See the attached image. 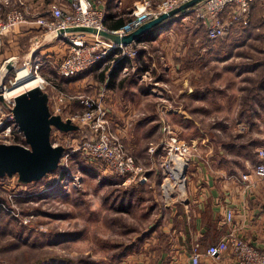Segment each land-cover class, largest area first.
Returning <instances> with one entry per match:
<instances>
[{
    "label": "rangeland",
    "instance_id": "obj_1",
    "mask_svg": "<svg viewBox=\"0 0 264 264\" xmlns=\"http://www.w3.org/2000/svg\"><path fill=\"white\" fill-rule=\"evenodd\" d=\"M42 6L44 9L34 8L35 11L45 13L50 5ZM139 6L138 3L132 9L137 13L129 17L128 27L150 16L149 10L140 14ZM15 10H23L17 0H0V20ZM263 15L264 6H254L246 26L248 36L236 35L239 31H234L228 38L212 41L207 38L200 20L192 14H182L166 25L163 32L132 45L134 56L111 59V63L136 60V67L125 73L135 81L137 91L146 90L150 97L149 102L147 98L145 102L139 99L140 111L135 114L122 112L124 116L119 124L123 126L118 134L112 128L114 121L110 113L106 117L110 131L139 169L140 181L119 179L103 163L82 151V143L92 137V132L78 117L90 108L86 105L84 111L67 112L64 105L74 100L81 104L86 100L102 104V100L84 95L83 88H68L57 73L60 63L53 71L40 66L37 71L43 81L40 90L52 95L53 107L55 102L58 104V98H64L61 112L53 111V116L76 127L75 134L70 137L56 126H50L51 145L61 147L63 154L57 166L40 174L39 179L28 181L17 171L0 173V264H162L164 226L172 211L185 210L187 204L186 195L164 200L161 192L163 141L173 133L192 148L186 192L198 164L207 169H213V165L224 169L242 168L247 162L252 167L258 161L259 149L254 150L257 144L252 126L256 105L255 99L250 101L249 96L252 82L261 80L264 74L260 71L246 76L245 94L235 101L227 95L234 76L226 72L224 62L231 56L234 65H264ZM38 31L44 37L39 28ZM4 51L1 45L0 68L6 61ZM18 53L19 58L14 60L16 71H10L4 79L8 88L23 65L33 62L30 58L24 59L27 51L23 46ZM30 66L34 74V67ZM94 75V79H100L101 74ZM124 81L112 83L111 89L119 96H128ZM93 82L92 90H96L100 83ZM154 84L158 88L156 94L150 92ZM256 100L264 103L261 98ZM251 102L253 106L249 108ZM234 105L236 111L232 110ZM179 111L183 113L181 117L172 116ZM147 113L150 114L147 116ZM141 124L149 133L140 132L137 141L124 144L123 134H131ZM14 126V134L0 133V145L32 150L17 123ZM164 126L171 134L164 132ZM217 158L220 161L214 162Z\"/></svg>",
    "mask_w": 264,
    "mask_h": 264
},
{
    "label": "built area",
    "instance_id": "obj_2",
    "mask_svg": "<svg viewBox=\"0 0 264 264\" xmlns=\"http://www.w3.org/2000/svg\"><path fill=\"white\" fill-rule=\"evenodd\" d=\"M17 1L23 7V10L11 11L4 20H0V41L14 27L23 24L36 25L44 33V37L63 38L67 44V52L57 69L58 75L62 78L78 76L109 57L118 59L120 55L129 58L134 56L132 45H116L97 33L89 35L82 31H71V29L81 28H92L96 31L106 30L104 26L105 12L101 7L100 0H69L67 5L53 3L45 10V13H37L24 1ZM190 1L192 0H163L154 11H151L149 1L140 0V6L137 9H142L140 14L147 10L151 11L150 16L145 20L148 21ZM254 1L264 3V0H202L186 10L184 14H192L200 20L207 38L214 41L226 38L238 25L247 26L250 5ZM132 12L133 15L137 13L134 10ZM145 21L114 33L124 35ZM30 64L33 65L35 71L32 74L39 76L37 71L41 66L40 62L27 61L23 67H28L31 71ZM9 65L12 66V70L6 69ZM10 71H16L13 58L7 59L0 68V133L5 136L15 133L12 130L15 129L14 125L16 124L13 114L15 98L24 94L15 95L13 98L4 96L5 90L13 88L18 81L16 77L14 81L9 82L11 87H7L4 79ZM157 89L156 84H154L150 92L156 94L158 93ZM99 98L102 100V104L86 100L83 104L90 109L82 117H78L81 123L92 132V137L82 143V151L93 160L103 163L118 178H125L127 182L142 180V178L138 179L140 171L134 164L133 159L125 154L122 144L110 131L106 119L107 110L103 106L102 96ZM63 100L62 96L57 99L58 104L54 107L55 114L61 112ZM164 132L171 134L170 129L166 126H164ZM162 151L165 152L161 186L164 200H171L175 196H187L185 188L188 179L187 171L193 161L191 146L179 140L172 133L163 141ZM257 158L258 162L251 168L250 173L242 174L239 177H229L239 182L244 190H248L253 186L250 179L252 174L264 181V147L257 151ZM233 218V211L227 210L224 221L232 225ZM226 254L231 257L230 262L227 264H264V242L260 247L255 246L244 236L239 235L237 228L232 225L224 237L205 252H201L199 245L195 244L191 248L190 264H202L206 260L220 261Z\"/></svg>",
    "mask_w": 264,
    "mask_h": 264
},
{
    "label": "crops",
    "instance_id": "obj_3",
    "mask_svg": "<svg viewBox=\"0 0 264 264\" xmlns=\"http://www.w3.org/2000/svg\"><path fill=\"white\" fill-rule=\"evenodd\" d=\"M22 1H24L25 4H28L34 11V8H36V11L44 9V6L42 5H51L53 3L67 5L69 2V0ZM147 1L150 3V10L154 11L163 0ZM100 2L101 7L105 12L104 26L106 30L110 32H118L125 30L130 23H126V25L119 30H111L109 25H111L118 17L131 18L133 16L132 9L136 4L140 3V0H100ZM259 4L264 6V3L261 1H254L251 3L249 19L251 18V9ZM39 5L41 7H39ZM262 19V23H264V15ZM245 28L247 27L241 25L236 26L226 38L230 37V35H234V31H239L236 35L248 36V28ZM39 33L38 27L34 24H23L14 27L0 41V46L4 45L5 47L4 57L6 60L10 58L17 60L19 58V48L23 46L24 51H27L24 59L30 58L33 62L39 61L41 67L43 69L47 68L48 71L55 70L66 55V41L63 38L53 39L43 37L40 36ZM111 61L112 60L108 59L101 61L78 76L61 78L68 88H83L84 92L82 93L84 95H90L96 99L102 96L103 104L114 121L112 128L118 134L120 133L119 128L123 126V123H119L121 117L124 116V113L135 114L137 110L140 111L139 101H144L147 98V102H149L148 99H150V97L146 93V90L142 92L137 91L135 81L132 80L129 74L125 73L129 68L136 67V60H122L113 63H111ZM230 62L231 65H229ZM232 63L233 58H231V56L230 60L228 58L224 62L226 72L231 73L230 75L234 76L231 80V85L228 86L229 89L227 95L230 99L238 101L244 96L245 86L248 84L245 77L254 76L260 71L264 74V65L258 64L257 66H254L255 69H251V67L240 69L238 65ZM109 64H112L110 68ZM238 69H240L239 72ZM104 73H107L105 78L103 77ZM110 73L111 76H109ZM94 74H96V76L101 74L99 80L103 81L100 82L97 78L94 79ZM93 80H97V82L100 83L96 90H92L94 85ZM121 80H125L123 82V87L127 90L128 96H119V93H115V91L111 89L112 87L114 88L112 84L113 81L116 84H119V81ZM94 91L96 93L92 94ZM42 94L46 98L45 106L47 112L50 116H53L52 113L56 106V102L53 107L51 102L52 95L48 94L46 91H43ZM257 98H261V100L264 101V89L260 92V95H258ZM254 103L256 106L253 109L254 112L252 115L255 119L252 122V126L255 127L256 133L255 143L257 145L254 146V150L256 151V148L261 149L264 147V103L257 100ZM86 108L85 105L78 101L76 102L75 100L64 105V110H67V112L78 111L79 109L84 111ZM232 110L236 111L235 105L232 106ZM122 112H124L123 115ZM149 114L150 113H147V116ZM182 114L179 111L178 115H171L181 117ZM143 126L144 125L141 124L135 127V129L131 130V134H123V143L125 142L128 145L130 142L137 141L139 139V133L146 130V127ZM59 130L65 134H69L70 137H73V134H75L74 130ZM145 133L148 134L149 132L145 131L144 134ZM219 158L222 157L220 156ZM219 158L214 162L220 161ZM247 163L243 165L240 164L243 166L242 168L226 167L224 169L218 168L217 165H213V169H207L198 164L199 167H197L194 173L190 176L193 180L192 183H189L190 186L187 191V204L185 210L178 209V212L172 211L171 218L166 226H164L166 238L163 245L164 252L161 256L162 264H190V252L195 244L199 245L201 252H205L210 246L216 244L222 239L232 225L237 228L239 235L244 236V238L255 246L260 247L263 244L264 181L252 174L250 179L253 186L248 190H244L239 182L229 178L231 176L239 177L242 174L250 173L251 168L254 165L249 167ZM227 210H232L234 213L232 225H229L224 221ZM230 260V255L226 254L220 261L206 260L202 264H227Z\"/></svg>",
    "mask_w": 264,
    "mask_h": 264
},
{
    "label": "water",
    "instance_id": "obj_4",
    "mask_svg": "<svg viewBox=\"0 0 264 264\" xmlns=\"http://www.w3.org/2000/svg\"><path fill=\"white\" fill-rule=\"evenodd\" d=\"M202 0H192L178 8L152 18L134 30L124 35H118L107 30L96 31L92 28L71 29V31H82L89 34H98L99 36L110 40L116 45H132L139 38L147 35L150 31L161 25L165 21L184 14L195 4ZM8 70H12L9 65ZM46 98L40 88H34L17 98L13 114L19 129L23 132L25 142L31 146L28 150L21 146L0 145V173L20 172L28 181L39 179L40 174L51 171L55 168L61 159L63 149L54 147L49 140L50 126L54 125L63 130H75L76 127L70 123H62L60 117L50 116L47 112Z\"/></svg>",
    "mask_w": 264,
    "mask_h": 264
},
{
    "label": "trees",
    "instance_id": "obj_5",
    "mask_svg": "<svg viewBox=\"0 0 264 264\" xmlns=\"http://www.w3.org/2000/svg\"><path fill=\"white\" fill-rule=\"evenodd\" d=\"M178 16H182V14H179ZM175 18L176 17L171 18V19L165 21L164 23H162L161 25L157 26L155 29L150 31L147 35L139 38L134 44H136L137 42H141L144 39L150 38L153 34H157L158 32L162 31L166 25H168L169 23H173ZM129 22H130V19L127 17L126 18L125 17H118L115 21H113V23L111 25H109V27L111 28V30H119V29L123 28L126 25V23H129ZM244 27H246V26H244ZM134 44H132V45L134 46ZM111 59H112V57L108 58V60H111ZM122 60H125V59H121L120 61H122ZM257 65L258 64L248 65L247 63H242V65H239V68L242 69V68L251 67V69H255L254 66H257ZM252 85H253V88L250 89L251 94L249 96V100L253 101L255 99L254 101H256L257 96L260 95V92L264 89V75L261 77V80L253 81ZM251 103L249 104V108L251 106H253V103L252 104ZM119 179H122V178H119ZM119 181L120 180H118L116 182H119ZM138 242H140V241H138ZM137 244L138 243H136V245Z\"/></svg>",
    "mask_w": 264,
    "mask_h": 264
},
{
    "label": "bare ground",
    "instance_id": "obj_6",
    "mask_svg": "<svg viewBox=\"0 0 264 264\" xmlns=\"http://www.w3.org/2000/svg\"><path fill=\"white\" fill-rule=\"evenodd\" d=\"M17 80V84L13 88L5 90V97L13 98L15 95H20L39 87L43 82L39 76L33 75L28 67H23L19 70Z\"/></svg>",
    "mask_w": 264,
    "mask_h": 264
}]
</instances>
